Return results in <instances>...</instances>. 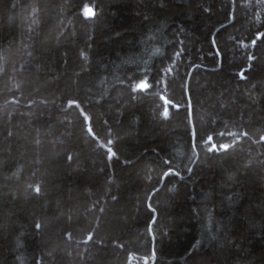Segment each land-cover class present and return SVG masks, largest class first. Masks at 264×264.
I'll use <instances>...</instances> for the list:
<instances>
[{
    "label": "trees",
    "instance_id": "1",
    "mask_svg": "<svg viewBox=\"0 0 264 264\" xmlns=\"http://www.w3.org/2000/svg\"><path fill=\"white\" fill-rule=\"evenodd\" d=\"M0 264H264V0H0Z\"/></svg>",
    "mask_w": 264,
    "mask_h": 264
}]
</instances>
